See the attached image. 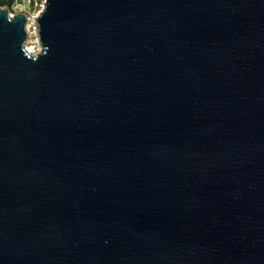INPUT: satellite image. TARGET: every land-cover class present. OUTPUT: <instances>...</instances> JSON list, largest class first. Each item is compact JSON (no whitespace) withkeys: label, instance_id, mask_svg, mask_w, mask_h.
<instances>
[{"label":"water","instance_id":"water-1","mask_svg":"<svg viewBox=\"0 0 264 264\" xmlns=\"http://www.w3.org/2000/svg\"><path fill=\"white\" fill-rule=\"evenodd\" d=\"M0 8V264H264V0Z\"/></svg>","mask_w":264,"mask_h":264},{"label":"rangeland","instance_id":"rangeland-1","mask_svg":"<svg viewBox=\"0 0 264 264\" xmlns=\"http://www.w3.org/2000/svg\"><path fill=\"white\" fill-rule=\"evenodd\" d=\"M46 0H17L13 6H0L6 8L11 15L24 13L28 17L27 29L30 32L28 34L26 46L29 45L36 49L38 53L41 50V42L37 31L36 17L43 9ZM29 27V28H28Z\"/></svg>","mask_w":264,"mask_h":264},{"label":"trees","instance_id":"trees-1","mask_svg":"<svg viewBox=\"0 0 264 264\" xmlns=\"http://www.w3.org/2000/svg\"><path fill=\"white\" fill-rule=\"evenodd\" d=\"M17 0H0V6H13Z\"/></svg>","mask_w":264,"mask_h":264},{"label":"bare ground","instance_id":"bare-ground-1","mask_svg":"<svg viewBox=\"0 0 264 264\" xmlns=\"http://www.w3.org/2000/svg\"><path fill=\"white\" fill-rule=\"evenodd\" d=\"M29 28V27H28ZM28 30V29H27ZM28 32H30V29H29V31ZM27 49L31 52V53H34V52H36V49H34V48H32L31 46H29V45H27Z\"/></svg>","mask_w":264,"mask_h":264}]
</instances>
